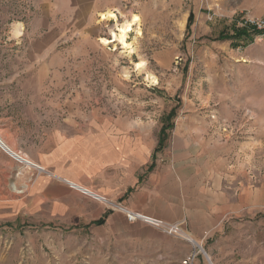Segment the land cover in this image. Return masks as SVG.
Listing matches in <instances>:
<instances>
[{
	"label": "rangeland",
	"instance_id": "1",
	"mask_svg": "<svg viewBox=\"0 0 264 264\" xmlns=\"http://www.w3.org/2000/svg\"><path fill=\"white\" fill-rule=\"evenodd\" d=\"M86 1L0 0L1 140L34 162L152 158L150 171L168 158L183 167L174 222L202 248L193 264H264V31L236 46L215 39L231 23L264 22V0H92L103 6L83 22L73 15ZM106 6L140 17L135 53L100 41L111 40ZM23 173L33 178L0 149V264H102L86 255V230L28 219ZM131 190L100 194L126 207ZM172 238L165 254L122 241L113 264H182L192 245Z\"/></svg>",
	"mask_w": 264,
	"mask_h": 264
},
{
	"label": "crops",
	"instance_id": "2",
	"mask_svg": "<svg viewBox=\"0 0 264 264\" xmlns=\"http://www.w3.org/2000/svg\"><path fill=\"white\" fill-rule=\"evenodd\" d=\"M93 3L92 0H87L79 4L74 9L73 16L85 22L93 9L103 6L102 3L99 5ZM34 160L49 174H38L31 180L29 174H20L19 179L22 182L28 180L29 183L22 203L28 219L38 225L86 230V236L81 237V242L86 244L88 259H102V264H113L121 255L122 241L128 242L135 252L138 249L147 250L163 244L164 254L175 242L174 238L162 234L151 226L140 222H128L122 213L105 210L98 203L80 195L62 182L66 179L82 186L93 187L100 193L110 196H119L133 188L126 195L127 198L121 200L127 208L174 222L185 215L184 207L178 202V192H183L185 179L184 173L178 172L183 171V167L169 163L168 158H155L154 167L150 171H147V167L151 164L152 158H34ZM195 173L198 181L201 172ZM102 177H105V181ZM138 177H141L139 182ZM220 195L221 193H215V201H222ZM224 206L223 203L222 208ZM198 217L205 226L209 224V216H206L203 210L200 209Z\"/></svg>",
	"mask_w": 264,
	"mask_h": 264
},
{
	"label": "built area",
	"instance_id": "3",
	"mask_svg": "<svg viewBox=\"0 0 264 264\" xmlns=\"http://www.w3.org/2000/svg\"><path fill=\"white\" fill-rule=\"evenodd\" d=\"M257 28H264V22H255ZM0 149L6 153L14 162L17 163L21 168L29 170L32 173V176L38 174H49V172L40 164L24 157L18 152L11 150L1 139H0ZM63 181L73 190L81 193L87 198L94 200L107 209L113 211H120L125 215V218L128 222H140L151 226L152 228L158 230L164 235L172 236L175 238L182 239L192 245V251L182 260V264H193L196 259L197 253H202L201 246L193 239L185 230L184 221L169 222L162 218L155 217L153 215L144 213L139 210H131L126 207H123L120 203L108 199L106 196L97 193L85 186L79 185L72 181L63 179ZM205 255V254H204ZM206 256V255H205ZM207 257V256H206ZM208 258L209 264H213Z\"/></svg>",
	"mask_w": 264,
	"mask_h": 264
},
{
	"label": "bare ground",
	"instance_id": "4",
	"mask_svg": "<svg viewBox=\"0 0 264 264\" xmlns=\"http://www.w3.org/2000/svg\"><path fill=\"white\" fill-rule=\"evenodd\" d=\"M98 17L100 18V20L113 21L112 26L108 28V32H109V36L111 40H108L105 38L100 39V41L103 44H109L115 41L116 44L120 45V48H121L120 52L125 53L128 56L137 51V39L141 35V20L137 14L133 12L123 13L119 11L118 9L108 8L100 12L98 14ZM119 17L121 18L120 21L118 20ZM129 33H132V35L130 39L128 40ZM133 67L137 71H140V72L145 71V63L142 60L134 63ZM145 79L150 84H155L157 82L156 77L147 71L145 74Z\"/></svg>",
	"mask_w": 264,
	"mask_h": 264
},
{
	"label": "trees",
	"instance_id": "5",
	"mask_svg": "<svg viewBox=\"0 0 264 264\" xmlns=\"http://www.w3.org/2000/svg\"><path fill=\"white\" fill-rule=\"evenodd\" d=\"M263 31L264 29L257 28L253 22H243L240 26H237L235 23H231L228 27L220 31L215 39L230 40L231 43L236 46L239 45V43L244 44L251 42L255 35H259ZM161 132H163V129ZM161 141H164V139L160 138V142ZM160 148V146L157 147V149Z\"/></svg>",
	"mask_w": 264,
	"mask_h": 264
}]
</instances>
